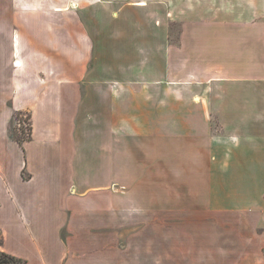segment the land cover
<instances>
[{
	"label": "crops",
	"instance_id": "obj_1",
	"mask_svg": "<svg viewBox=\"0 0 264 264\" xmlns=\"http://www.w3.org/2000/svg\"><path fill=\"white\" fill-rule=\"evenodd\" d=\"M253 86L261 100H240ZM260 154L264 0H0V251L25 264H264V167L251 205L235 197L241 161Z\"/></svg>",
	"mask_w": 264,
	"mask_h": 264
},
{
	"label": "rangeland",
	"instance_id": "obj_2",
	"mask_svg": "<svg viewBox=\"0 0 264 264\" xmlns=\"http://www.w3.org/2000/svg\"><path fill=\"white\" fill-rule=\"evenodd\" d=\"M170 30H173V36H175V31H177L178 28V24L177 23H170ZM251 90V92H250ZM260 91V88H256L253 86L252 89L249 88H243V89H239L235 92H238V96L240 98V100L245 101V102H251L254 98L255 102L256 100L259 102L261 99L257 96L258 92ZM235 92L233 94H235ZM231 100V99H229ZM252 117L255 118V115H251ZM228 122L230 123H234L239 122V123H247L250 122L248 120V115H244V114H232V115H225L224 116ZM19 124V125H18ZM20 129V130H19ZM10 134L16 139H18V137L20 138H26L29 134V117L26 113H18L15 114L14 116V122L13 125L11 127L10 130ZM18 135V136H17ZM262 154V153H261ZM259 155V157L256 159V161H248L247 159H245V161H241V168L243 169V174L245 176V178H242V183H241V188L238 194H235V197H237V203H239L240 205L244 206V207H248L251 205V201H248V194L245 192L247 189H249V186L251 185L252 181H251V171L254 169L253 168H262L264 167V154L263 155ZM227 185H229L230 187L234 188L235 184H236V179L233 178L232 174L227 173L226 177L224 178ZM257 181V186H258V195H254V201L253 203L256 205H259L260 208L259 211L261 212L262 218L260 219V225L264 226V172L261 169L258 177L256 178ZM256 188H254V191L256 192ZM244 192V193H242ZM234 195V193L232 194V196ZM251 194H249L250 196ZM236 203V202H235ZM255 205V206H256ZM257 207V206H256ZM200 230H205L203 227H200ZM211 231L213 233H216L217 231V227L212 226ZM262 234H264V232H261ZM3 260L0 261V264H12V263H7L5 261L4 258H2ZM180 260H183V258H180ZM196 260V264H198V258L195 259ZM218 262L220 261L219 258L215 259ZM15 264H20V263H15Z\"/></svg>",
	"mask_w": 264,
	"mask_h": 264
},
{
	"label": "trees",
	"instance_id": "obj_3",
	"mask_svg": "<svg viewBox=\"0 0 264 264\" xmlns=\"http://www.w3.org/2000/svg\"><path fill=\"white\" fill-rule=\"evenodd\" d=\"M19 130H20V129H19ZM29 131H30V127H29ZM17 136H18V135H17ZM14 138H15V136H14ZM15 139H16V138H15ZM27 139H29V134H28V136H27L26 138H24V139L18 137V139H16V140H17L19 143H22V141L27 140ZM2 258H4L5 261H6L7 263H12V264H15V263L25 264V261H24L23 259L18 258V257H15V256H13V255H10V254H7V253H5V252L0 251V261L3 260Z\"/></svg>",
	"mask_w": 264,
	"mask_h": 264
}]
</instances>
